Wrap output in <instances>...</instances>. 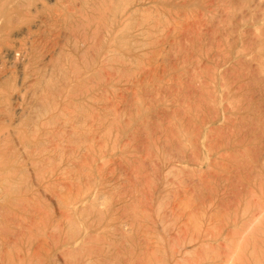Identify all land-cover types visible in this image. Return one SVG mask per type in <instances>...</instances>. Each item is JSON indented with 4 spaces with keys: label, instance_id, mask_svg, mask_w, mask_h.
<instances>
[{
    "label": "rangeland",
    "instance_id": "obj_1",
    "mask_svg": "<svg viewBox=\"0 0 264 264\" xmlns=\"http://www.w3.org/2000/svg\"><path fill=\"white\" fill-rule=\"evenodd\" d=\"M59 48L97 58L89 170L29 95ZM0 264H264V0H0Z\"/></svg>",
    "mask_w": 264,
    "mask_h": 264
},
{
    "label": "bare ground",
    "instance_id": "obj_2",
    "mask_svg": "<svg viewBox=\"0 0 264 264\" xmlns=\"http://www.w3.org/2000/svg\"><path fill=\"white\" fill-rule=\"evenodd\" d=\"M112 3V2H110ZM106 5V4H105ZM109 5V4H108ZM107 5V7H108ZM111 8V4L109 5ZM116 6V5H114ZM107 7H103L106 8ZM117 7V6H116ZM108 8V10L110 9ZM118 8V7H117ZM127 8V7H126ZM106 9H104L103 11H105ZM112 10V9H110ZM109 10V11H110ZM102 11V10H101ZM132 11V10H131ZM122 12V11H121ZM120 12V13H121ZM111 13V12H110ZM113 13V17H115L114 12ZM130 13V12H129ZM133 13V12H132ZM117 14V13H116ZM102 15V14H101ZM100 15V16H101ZM109 15V13H108ZM107 15V16H108ZM123 15V14H122ZM117 16V15H116ZM112 17V18H113ZM104 18V17H103ZM110 18V17H109ZM111 18V20H112ZM102 19V18H101ZM106 20V17L104 18ZM117 19V17H116ZM125 19V18H124ZM97 20V19H96ZM109 19H107L106 21H108ZM67 21V20H66ZM76 21V20H75ZM115 21V20H114ZM123 21V20H122ZM70 22V21H69ZM101 22V21H100ZM113 22V20H112ZM116 22V21H115ZM114 22V23H115ZM121 22V21H120ZM127 22V21H126ZM129 23V22H128ZM131 23V22H130ZM102 24V23H100ZM113 24V23H112ZM107 25V24H106ZM110 25V24H109ZM125 25V24H124ZM71 26V25H70ZM105 26V24H104ZM114 26V25H113ZM129 26V25H127ZM106 28V27H105ZM108 28V27H107ZM110 28V27H109ZM112 29V28H111ZM123 29V28H122ZM127 29V28H126ZM107 30V29H106ZM118 30V29H117ZM121 31V29H119ZM133 30V29H132ZM114 31V30H113ZM74 32V31H73ZM127 32V31H126ZM130 32V31H129ZM108 33H111L110 31ZM107 33V35H108ZM119 33V31L117 32ZM112 34V33H111ZM99 35H101V33H99ZM106 35V34H103ZM116 35V34H115ZM110 36V35H109ZM105 38V37H104ZM108 38V37H107ZM114 35L110 38V44L114 45ZM118 40V39H117ZM104 45L105 42L107 43V41H101ZM100 42V43H101ZM99 43V44H100ZM114 43V44H113ZM108 45V44H107ZM116 45V44H115ZM119 45V44H118ZM77 46V44H76ZM88 47V45H87ZM102 48V44L101 46H99ZM108 47V46H107ZM105 48V47H104ZM79 49V48H78ZM98 49V48H97ZM108 49V48H107ZM59 52L58 54L62 53L61 52V48H59ZM76 50V49H75ZM101 50V49H100ZM112 52L114 51V49H110ZM106 50H104L105 52ZM108 51V50H107ZM107 53V52H106ZM105 53V54H106ZM63 54V53H62ZM76 55L75 53H64V58L65 60L63 62H59V60H57V63H55V61H53V59L55 58L54 56H51L49 59H47V62L44 61L45 66L51 70V72L54 70V68H56L58 71L61 72V75L65 78L64 80L66 81L65 84H54L52 82H50V80H48L45 75L47 74V72H45V66L43 68V73H41L39 76H37V78L35 79L34 82V90L31 91V93L29 94L30 97L32 96V98L34 96L35 100H37V98H40L38 100L42 101L41 104L44 105V102L48 104V108L50 109L51 106L53 109H55L56 111H59V113H63V115L61 116V120L63 121L62 123V127H60V130L55 127V130L53 129V132L51 130V134L53 135L52 140H50L51 142H53L54 140L57 143L58 146V141L63 142H75L76 144L73 147V152L74 151H80L81 149L85 150L87 152V156H89V158H93V156L95 155L96 158L93 159H88L89 161H87L86 158H88L85 154V160L82 163V169H90L93 164L97 161V160H101L102 157V144H103V127H104V115L105 113L103 112V106L101 104V98L99 95H94L93 94V98L95 100V102L93 103H89V98L92 95L91 93H87L90 92L89 90L87 91L86 89L88 87L89 84V79L92 77L89 75L90 71L94 68V66L97 64L96 59L93 60L94 58H92V61H94L93 63L91 62V66H81L78 64H75L74 62H77L73 57V55ZM78 54V53H77ZM79 54H82L81 52ZM94 54V53H93ZM101 54V53H100ZM53 55V54H52ZM97 55V54H96ZM107 55V54H106ZM110 55V54H109ZM112 55V54H111ZM101 55H98L97 57L100 58ZM104 56V54H103ZM102 56V57H103ZM96 57V56H93ZM106 57V56H105ZM111 57V56H110ZM98 58V59H99ZM117 58V57H116ZM102 59V58H101ZM106 59V58H105ZM116 60V59H114ZM104 61V58L103 60ZM112 61V60H111ZM71 63V65L73 66V72L71 73L72 75H68V73H66V65H68V63ZM99 62V61H98ZM96 63V64H95ZM100 63V62H99ZM104 63V62H102ZM82 64V63H81ZM88 64V63H87ZM85 64V65H87ZM101 64V63H100ZM84 65V64H83ZM107 65V64H106ZM111 65V64H110ZM95 71V70H93ZM76 72V73H74ZM70 74V73H69ZM74 74V75H73ZM94 74V73H93ZM91 74V75H93ZM96 75V74H95ZM96 77V76H95ZM93 78V77H92ZM92 80V79H91ZM66 85V86H65ZM90 85V84H89ZM93 85H91L92 87ZM97 86V84H96ZM31 87V85H30ZM85 90H84V89ZM96 88V87H95ZM30 89V88H29ZM32 89V87H31ZM86 92V95H82L84 94V92ZM28 92V91H27ZM36 92H38V95H35ZM27 94V93H26ZM28 95V94H27ZM52 95H56L58 96L57 98H61V101L59 100V102L56 100L57 98H54V100L51 99ZM28 97V96H27ZM91 100V99H90ZM34 102V101H33ZM88 102V103H87ZM36 103V102H35ZM37 104V103H36ZM40 104V105H41ZM45 104V105H47ZM41 105V106H43ZM44 105V106H45ZM47 107V106H46ZM47 108V109H48ZM19 112H21L23 110V108L19 107ZM106 110V109H105ZM58 114V113H57ZM57 114H51V118L53 119V117L57 116ZM59 116V114H58ZM60 118V117H59ZM106 118V117H105ZM57 119V118H56ZM55 121V120H54ZM61 122V121H60ZM68 132H65V131ZM50 134V135H51ZM54 137V139H53ZM23 140V139H22ZM49 141V139H47ZM85 152V153H86ZM94 156V157H95ZM97 159V160H96ZM96 164V163H95ZM94 164V165H95ZM96 167V166H95ZM98 167V166H97ZM257 246V245H256ZM255 247V246H254ZM261 258V257H260ZM253 259V257H252ZM247 261H249L248 259H246ZM242 262V261H241ZM244 262V261H243ZM245 263V262H244ZM252 263V262H251Z\"/></svg>",
    "mask_w": 264,
    "mask_h": 264
}]
</instances>
